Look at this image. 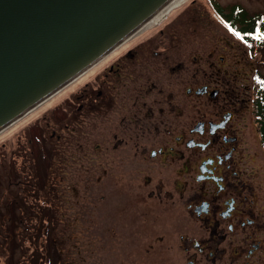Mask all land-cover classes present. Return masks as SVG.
<instances>
[{
  "label": "flooded vegetation",
  "instance_id": "obj_1",
  "mask_svg": "<svg viewBox=\"0 0 264 264\" xmlns=\"http://www.w3.org/2000/svg\"><path fill=\"white\" fill-rule=\"evenodd\" d=\"M156 24L138 29L77 77L101 65L76 92L75 110L49 106L50 137L56 112L84 122L83 112L99 108L105 82L127 78V195L151 221L147 236L127 239L128 264H264V176L245 162L243 98L235 87L212 82L215 75L203 72L196 80L195 59L191 66L180 60L175 26L135 38ZM55 138L50 174L52 154L62 148L61 134ZM47 181L52 207L57 183Z\"/></svg>",
  "mask_w": 264,
  "mask_h": 264
},
{
  "label": "rangeland",
  "instance_id": "obj_2",
  "mask_svg": "<svg viewBox=\"0 0 264 264\" xmlns=\"http://www.w3.org/2000/svg\"><path fill=\"white\" fill-rule=\"evenodd\" d=\"M214 1L264 13V0ZM174 26L180 60L191 66L195 59L196 80L203 72L215 75L212 82L235 87L243 98L245 162L257 177L264 176V152L250 111L253 73L264 74V47L249 49L216 15L209 0L181 1L156 27L135 38ZM100 67L75 78L0 131V264H31L36 255V264H128L127 239L150 233L151 221L137 205H129L127 195V78H113L115 85L105 82L99 108L83 112L84 122L70 120L64 109L61 115L56 112L51 137L46 126L49 106L60 102L75 110L76 92L84 81L92 83ZM108 95L113 98L110 103ZM64 122L68 126L63 127ZM58 133L62 148L52 154L56 167L50 174L49 148L55 146ZM51 177L58 190L52 207L46 184Z\"/></svg>",
  "mask_w": 264,
  "mask_h": 264
},
{
  "label": "water",
  "instance_id": "obj_3",
  "mask_svg": "<svg viewBox=\"0 0 264 264\" xmlns=\"http://www.w3.org/2000/svg\"><path fill=\"white\" fill-rule=\"evenodd\" d=\"M169 0H0V131L140 29Z\"/></svg>",
  "mask_w": 264,
  "mask_h": 264
},
{
  "label": "trees",
  "instance_id": "obj_4",
  "mask_svg": "<svg viewBox=\"0 0 264 264\" xmlns=\"http://www.w3.org/2000/svg\"><path fill=\"white\" fill-rule=\"evenodd\" d=\"M217 16L236 34V36L251 49L253 46H263L264 40L257 37L264 33V13L249 12L238 3L225 7L209 0ZM239 33V35H237ZM251 113L264 152V74L256 71L252 79ZM37 255L31 260L36 264ZM11 264V263H10Z\"/></svg>",
  "mask_w": 264,
  "mask_h": 264
},
{
  "label": "bare ground",
  "instance_id": "obj_5",
  "mask_svg": "<svg viewBox=\"0 0 264 264\" xmlns=\"http://www.w3.org/2000/svg\"><path fill=\"white\" fill-rule=\"evenodd\" d=\"M181 1H183V0H169L161 8H159L153 15H151L145 22H143V24L140 27L143 28L145 26H148V25H151L153 23L158 22L166 13H168L171 9H173L175 6H177ZM32 110H33V108H32ZM29 111H31V110H29ZM29 111H27L26 113H24L21 116H24L25 114L29 113ZM24 117H26V116H24Z\"/></svg>",
  "mask_w": 264,
  "mask_h": 264
},
{
  "label": "snow or ice",
  "instance_id": "obj_6",
  "mask_svg": "<svg viewBox=\"0 0 264 264\" xmlns=\"http://www.w3.org/2000/svg\"><path fill=\"white\" fill-rule=\"evenodd\" d=\"M237 35H239V33H237ZM258 39H262L264 40V33H262L260 36L257 37Z\"/></svg>",
  "mask_w": 264,
  "mask_h": 264
}]
</instances>
